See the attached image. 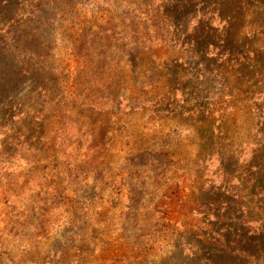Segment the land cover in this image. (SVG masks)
<instances>
[{
  "label": "trees",
  "instance_id": "obj_1",
  "mask_svg": "<svg viewBox=\"0 0 264 264\" xmlns=\"http://www.w3.org/2000/svg\"><path fill=\"white\" fill-rule=\"evenodd\" d=\"M92 3L0 0V169L6 172L0 189L10 193L3 234L29 239L25 231L48 209L42 196L57 191L59 167L90 166L92 154L110 149L113 109L127 80L151 98L182 59L165 64L159 50L182 44L225 88L218 94L200 86L191 91L177 82L174 92L183 100L159 94L152 112L166 111L182 122L187 117L200 142L202 154L190 161L193 197H183L177 172H185L187 160L172 153V137L151 139L129 159L136 186L125 214L131 225L126 232L133 230L127 237L146 247L165 233L171 222L165 208L174 206L201 216L190 231L206 246L177 264H264V0H104L94 2L98 13ZM68 56L75 63L70 70ZM237 111L249 122L245 136L233 131ZM84 142L87 150L75 154ZM213 165L220 183L206 187L204 173ZM20 168L30 170L14 175ZM51 246L56 256L50 264L76 261L69 250ZM7 255L0 252V259ZM87 256L80 250L75 264H86Z\"/></svg>",
  "mask_w": 264,
  "mask_h": 264
},
{
  "label": "rangeland",
  "instance_id": "obj_2",
  "mask_svg": "<svg viewBox=\"0 0 264 264\" xmlns=\"http://www.w3.org/2000/svg\"><path fill=\"white\" fill-rule=\"evenodd\" d=\"M103 1L93 0L90 6L92 13L99 12V10L96 11L98 4ZM99 51L102 52V50ZM159 51H161L160 55L165 60V64L169 59L171 60V57H173L171 62L182 58L177 68H173L175 64L172 65L171 80L159 85L160 90L154 92L151 98H146L141 91L133 89L127 80L124 89L116 97L117 103L113 109V142L110 144V149L105 154L103 152L92 154V165L90 166L76 164L78 168L59 167L58 175L61 180L55 192L58 197L53 191L42 196L41 199L44 200L48 209L43 210L44 213L38 212L31 227L25 231L29 239L19 241V237L14 238L3 234V223L8 214L10 218L9 209L6 208L4 202L10 193L6 194L0 189V252L10 251V255H7L4 260L0 259V264H50V257H54L55 261L56 256L53 253L52 244L66 251L69 250L72 260H76L70 264L77 262L80 250L88 252L86 264H177L178 261L190 258L194 252L203 251L206 247L202 245L204 239L199 237L195 231H190V225L198 224L201 216H192L190 212L186 215L185 211L179 212L180 209L176 210L174 206L165 208L167 217L171 218V222L165 226V233L148 240L151 242H148L146 247L132 243L127 237V234L133 230L129 229L126 232L131 225L126 222L125 214L134 199V187L136 186L132 183L133 179L129 177L128 168L133 167L129 159H133L131 157L133 150H139L151 139L162 141L165 140L162 138L163 135L172 137L176 145L172 153L187 160L181 165L185 172L182 173L183 170L177 172L183 189V197H193L190 189L194 185L195 177L190 161L192 157L202 154L200 142L193 139L194 134L186 124L187 117H184L182 122L171 116L169 112L164 111L160 115H156L155 111L152 112L158 105L159 94L167 91L168 94L169 92L174 93L173 101L183 100L182 94L177 95L174 92L177 82L185 84V87L191 88V91L200 86L205 92L218 94L225 88L224 81L208 78L204 65L206 62L194 60V54H190L188 49L182 47V44L179 45L178 50H173L167 45ZM65 54L67 53H62V56L65 57ZM64 64L68 66V70L75 65L69 56L64 59ZM191 80L194 82L192 86L189 84ZM180 106L182 104L178 102L176 108ZM163 107L174 112L168 104ZM235 118L238 123L233 127V131L238 136L239 134L247 135L249 122L246 114L237 111ZM88 146L89 142L82 143L80 152H75V154L82 156ZM215 167L217 165L208 167L209 172L204 173V180L201 184L210 187L220 183L221 176L213 171ZM23 169L25 168L18 169L14 175L17 172L20 174L19 171L26 173L30 170V168ZM5 176L6 172L0 169V184L6 181ZM167 178H171V175ZM13 186L16 189H25L23 184L17 187L16 182ZM39 186L37 184L33 189ZM160 200L161 195L155 197L156 203ZM16 211L19 212V210ZM159 215L160 218H165V215ZM200 227L206 230L203 223ZM44 236L49 238L45 243L42 239ZM37 245L39 250L33 252L31 247Z\"/></svg>",
  "mask_w": 264,
  "mask_h": 264
}]
</instances>
